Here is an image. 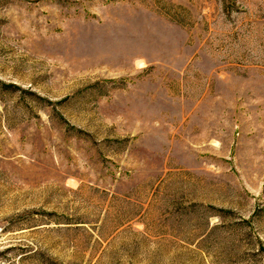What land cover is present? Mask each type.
<instances>
[{
    "label": "rangeland",
    "instance_id": "1",
    "mask_svg": "<svg viewBox=\"0 0 264 264\" xmlns=\"http://www.w3.org/2000/svg\"><path fill=\"white\" fill-rule=\"evenodd\" d=\"M0 264H264V0H0Z\"/></svg>",
    "mask_w": 264,
    "mask_h": 264
}]
</instances>
